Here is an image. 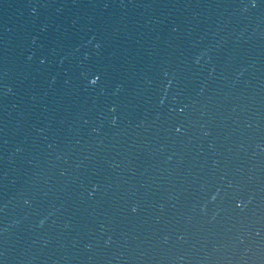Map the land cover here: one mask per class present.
Here are the masks:
<instances>
[{
	"label": "water",
	"instance_id": "95a60500",
	"mask_svg": "<svg viewBox=\"0 0 264 264\" xmlns=\"http://www.w3.org/2000/svg\"><path fill=\"white\" fill-rule=\"evenodd\" d=\"M0 264H264V0H0Z\"/></svg>",
	"mask_w": 264,
	"mask_h": 264
}]
</instances>
